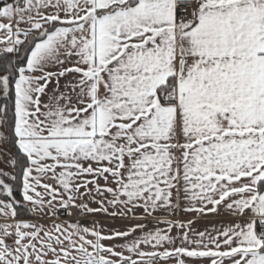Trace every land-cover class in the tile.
Masks as SVG:
<instances>
[{
    "label": "snow or ice",
    "instance_id": "obj_1",
    "mask_svg": "<svg viewBox=\"0 0 264 264\" xmlns=\"http://www.w3.org/2000/svg\"><path fill=\"white\" fill-rule=\"evenodd\" d=\"M0 264H264V0H0Z\"/></svg>",
    "mask_w": 264,
    "mask_h": 264
},
{
    "label": "crops",
    "instance_id": "obj_2",
    "mask_svg": "<svg viewBox=\"0 0 264 264\" xmlns=\"http://www.w3.org/2000/svg\"><path fill=\"white\" fill-rule=\"evenodd\" d=\"M94 207H95V205H93ZM181 218H183V219H187L188 217L187 216H181ZM89 219H91V218H89ZM95 219L96 220H98V221H101L106 227H108V228H112V227H123V225L125 224V223H127L126 221H119V220H117V221H111V220H109V218L108 217H106V216H104V215H97L96 217H95ZM46 222V221H45ZM204 224V221H201L200 222V225H198V226H202ZM105 243H108L107 241H105Z\"/></svg>",
    "mask_w": 264,
    "mask_h": 264
},
{
    "label": "trees",
    "instance_id": "obj_3",
    "mask_svg": "<svg viewBox=\"0 0 264 264\" xmlns=\"http://www.w3.org/2000/svg\"><path fill=\"white\" fill-rule=\"evenodd\" d=\"M17 199H20V197H19V196H17ZM26 208H27V206L25 205V206L23 207V209L21 210V211H22V213H23L24 211H26ZM28 216H31V214L29 213V214H28Z\"/></svg>",
    "mask_w": 264,
    "mask_h": 264
}]
</instances>
